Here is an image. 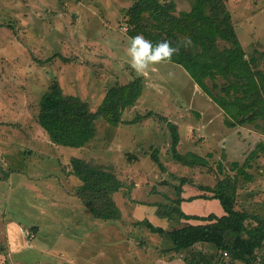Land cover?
<instances>
[{
	"label": "rangeland",
	"instance_id": "374dc122",
	"mask_svg": "<svg viewBox=\"0 0 264 264\" xmlns=\"http://www.w3.org/2000/svg\"><path fill=\"white\" fill-rule=\"evenodd\" d=\"M135 1L0 0V264H168L169 255L159 259L157 249L169 241L137 222L170 227L156 216V204L178 197L182 177L194 181L184 186L186 198L200 195L199 185L235 175L232 163L242 165L254 151L248 169L254 181L249 191L242 179L239 206L255 202L252 210L264 213V123L227 127L222 110L175 63L135 72L125 16ZM175 1L178 11L191 9L188 0ZM226 4L244 50L264 52V0ZM136 76L144 78L137 104L117 127L98 118L95 139L82 148L51 142L37 122L40 100L55 79L64 94L80 96L96 111L110 87ZM171 123L180 134L178 151L199 154L208 166L172 158ZM157 148L163 168L152 159ZM74 157L113 167L126 183L115 195L120 221L95 219L77 198L80 182L67 175ZM182 206L190 214L221 213L217 201L201 198ZM16 221L27 228L20 234L24 245L15 248L9 239Z\"/></svg>",
	"mask_w": 264,
	"mask_h": 264
},
{
	"label": "trees",
	"instance_id": "16d2710c",
	"mask_svg": "<svg viewBox=\"0 0 264 264\" xmlns=\"http://www.w3.org/2000/svg\"><path fill=\"white\" fill-rule=\"evenodd\" d=\"M188 1L191 9L178 11L175 0H136L125 14L127 35L143 34L153 44L169 40L174 46L178 38L190 37L192 45L181 47L171 62L183 67L222 110L227 127H263L264 52L254 50L248 54L244 50L226 0ZM143 90L144 78L141 76L125 84H116L108 89L97 110L92 111L90 104L80 96L64 94L55 79L40 100L37 122L51 142L82 148L95 139L98 118L111 126H119L124 112L137 104ZM169 126L172 158L191 168L208 166L207 158L178 151V128L173 123ZM260 146L264 151V143ZM158 154L157 148L152 159L163 168ZM256 157L254 151L242 165L233 162L231 169L236 171L235 175L224 174L214 186L199 185L203 191L200 195L186 198L184 186L193 185L194 181L182 177L176 186L178 197L171 199L170 204H156V216L168 220L170 227L155 226L148 219L137 222L169 241L167 248L157 249L159 259L164 254L166 258L169 255L168 261L182 260L183 264H264V213L252 210L255 202L239 206L242 179L248 189L254 181L248 169L253 167ZM133 158L136 157L131 155L128 159ZM68 173L80 182L75 187V194L90 215L103 221L121 220L122 212L115 195L127 186L113 167L105 168L74 157ZM127 194L130 196L131 192ZM200 198L217 201L221 213L183 211L182 204L186 200Z\"/></svg>",
	"mask_w": 264,
	"mask_h": 264
},
{
	"label": "clouds",
	"instance_id": "9594fccd",
	"mask_svg": "<svg viewBox=\"0 0 264 264\" xmlns=\"http://www.w3.org/2000/svg\"><path fill=\"white\" fill-rule=\"evenodd\" d=\"M130 46L127 49L132 69L140 74L147 73L156 65L171 62L173 56L180 52L181 47L188 48L192 45L190 37H180L174 46L169 40H162L156 44L143 34L129 37ZM171 75V74H170Z\"/></svg>",
	"mask_w": 264,
	"mask_h": 264
},
{
	"label": "crops",
	"instance_id": "0c3cea01",
	"mask_svg": "<svg viewBox=\"0 0 264 264\" xmlns=\"http://www.w3.org/2000/svg\"><path fill=\"white\" fill-rule=\"evenodd\" d=\"M11 224V226L13 227V236H14V240L13 239H9V245L10 246H13V245H15V248L17 247V246H19V244H23L24 245V240L25 239H23V237L20 235L21 234V230H23L22 228L24 227V228H27L26 226H23L22 224H19L17 221L16 222H14V223H10ZM21 225V226H20ZM11 226L9 227L8 225H5L4 226V231H5V233H7V235H6V237L7 238H10L9 236H10V231H11ZM37 227H39L38 225H36ZM1 229V228H0ZM24 231V230H23ZM22 231V232H23ZM2 234V233H1ZM16 243V244H15ZM23 247V246H22ZM12 249V248H11ZM183 264L182 263V260L180 261V260H174V261H170V263H168V264Z\"/></svg>",
	"mask_w": 264,
	"mask_h": 264
},
{
	"label": "built area",
	"instance_id": "2783aa9c",
	"mask_svg": "<svg viewBox=\"0 0 264 264\" xmlns=\"http://www.w3.org/2000/svg\"><path fill=\"white\" fill-rule=\"evenodd\" d=\"M28 238H29V240H33L34 235H32V234L30 233Z\"/></svg>",
	"mask_w": 264,
	"mask_h": 264
}]
</instances>
